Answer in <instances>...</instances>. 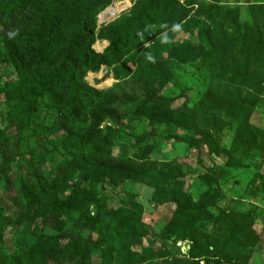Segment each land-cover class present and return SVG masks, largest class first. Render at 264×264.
I'll use <instances>...</instances> for the list:
<instances>
[{
	"label": "rangeland",
	"instance_id": "obj_1",
	"mask_svg": "<svg viewBox=\"0 0 264 264\" xmlns=\"http://www.w3.org/2000/svg\"><path fill=\"white\" fill-rule=\"evenodd\" d=\"M117 1L27 0L12 27L0 28V212L8 216L0 257L21 264H264V0H178L186 20L170 36L157 35L143 57L83 74L78 107H70L72 93L50 92L29 109L4 89L21 77L46 86L64 67L67 41L74 55L81 52L84 17L114 3L116 17L88 26L91 48L104 52L109 40L98 34L123 15L121 23L131 19L137 0ZM7 2L0 0V11ZM47 12L58 17L66 41L54 67L43 35ZM181 43L203 47L210 59L172 58ZM159 97L173 100L165 111L158 107L154 119L136 114ZM27 112L34 122H26ZM38 144L46 150L36 169L44 197L19 162ZM21 186L38 200L30 213L1 203L3 192L18 201ZM79 202L94 218L89 225L69 221L75 213L63 208L46 217L54 205ZM103 224L111 238L124 224L132 234L103 242ZM49 242L64 255L35 251Z\"/></svg>",
	"mask_w": 264,
	"mask_h": 264
},
{
	"label": "trees",
	"instance_id": "obj_2",
	"mask_svg": "<svg viewBox=\"0 0 264 264\" xmlns=\"http://www.w3.org/2000/svg\"><path fill=\"white\" fill-rule=\"evenodd\" d=\"M27 0H8V2L2 6L0 11V28H6L8 30L12 27L18 13L26 5ZM123 7L127 4L124 0L117 1ZM110 4H104L101 7L92 10L84 18L83 23L80 25L81 35L78 37V42L82 44L81 52L78 55H74V43L73 40L65 41L59 35L58 31V17L54 12H47L45 17L46 29L43 30V35L46 38V44L50 45L54 54L50 57L51 67H54L60 63V54L63 53L60 50V46H64L62 42H66L67 48L64 50V67L57 70L46 86L39 85V81L32 80L31 77H21L12 83L7 84L4 89L6 91H13L16 99L20 100L24 106H28L31 109L36 103L39 97H42L44 93H59L67 94L72 93L71 108L78 107L81 103L82 97H85L84 87L77 85L82 75L89 70H96L100 65H120L127 59H135L143 57L150 52L153 45L157 43L155 39L157 35L170 36L176 27L180 26L183 21L186 20L184 13V7L178 0H137L131 10L133 13L132 18L122 22V17L118 18L113 24L103 27L97 38H103L109 40V45L102 53H97L91 48L94 42V30L88 28L92 23L97 20V16ZM115 15L114 17H116ZM126 19V16L123 18ZM103 25L106 23H102ZM155 27V28H154ZM154 29V31L152 30ZM203 47L193 46L190 43H181L177 45V52L172 57L174 59L179 58L182 62L194 61L198 58L204 60L210 59L209 53L203 51ZM59 52V53H58ZM56 70V69H55ZM53 70V71H55ZM66 74V75H64ZM80 78V80H79ZM4 90V91H5ZM173 100L167 98H151L148 102L140 104L135 112L138 115H147L149 118H155L158 113V107H162L160 112L165 111ZM30 111V110H29ZM28 111V112H29ZM26 113V122L32 118L34 122L35 116ZM159 112V113H160ZM76 120V117H74ZM46 150L39 146L24 152V155L20 156L19 162L22 169L29 175L34 183L41 189V196H45V190L41 183L40 177L36 174V169L40 166L45 158ZM92 170V165H87L84 170L81 171V175L87 176ZM153 172H156L155 170ZM158 173V172H156ZM7 176L4 179V186L8 188ZM172 180V179H171ZM169 180V181H171ZM1 203L6 207L10 206L15 211H27L30 213L36 207L38 200L33 196L30 188L22 187L19 191V200L15 201L11 199L7 192H3L1 195ZM73 211L75 214H68L69 221L80 223L82 225H89L94 218L91 217L85 203H76L72 206L67 205H54L48 212V219L55 217L62 211ZM5 209L2 208L0 212V240L1 234L7 227L8 219L6 217ZM108 227L103 224V228L100 231L103 242L123 240L128 238L131 227L128 224H124L121 235L117 238H111L110 234H107ZM54 243L49 242L43 246L42 249L36 248L35 251H56L58 254L64 255L65 250L54 248ZM32 251V250H31ZM107 251V249L105 250ZM20 258L13 255L0 257V264H21Z\"/></svg>",
	"mask_w": 264,
	"mask_h": 264
},
{
	"label": "bare ground",
	"instance_id": "obj_3",
	"mask_svg": "<svg viewBox=\"0 0 264 264\" xmlns=\"http://www.w3.org/2000/svg\"><path fill=\"white\" fill-rule=\"evenodd\" d=\"M111 12H115L116 14L119 13V8L114 3L112 5H109L108 7H106L101 13L98 14L97 18H98L99 22L103 21V19ZM98 48H100V47H98Z\"/></svg>",
	"mask_w": 264,
	"mask_h": 264
},
{
	"label": "water",
	"instance_id": "obj_4",
	"mask_svg": "<svg viewBox=\"0 0 264 264\" xmlns=\"http://www.w3.org/2000/svg\"><path fill=\"white\" fill-rule=\"evenodd\" d=\"M115 15H117L115 12H111V13H109V14L103 19V21L106 23V22H108L110 19H112Z\"/></svg>",
	"mask_w": 264,
	"mask_h": 264
},
{
	"label": "built area",
	"instance_id": "obj_5",
	"mask_svg": "<svg viewBox=\"0 0 264 264\" xmlns=\"http://www.w3.org/2000/svg\"><path fill=\"white\" fill-rule=\"evenodd\" d=\"M182 244H183V243L180 242V241H177V242H176V245H177L178 247H180Z\"/></svg>",
	"mask_w": 264,
	"mask_h": 264
},
{
	"label": "clouds",
	"instance_id": "obj_6",
	"mask_svg": "<svg viewBox=\"0 0 264 264\" xmlns=\"http://www.w3.org/2000/svg\"><path fill=\"white\" fill-rule=\"evenodd\" d=\"M147 59H149V60H152V57H151V56H149V57H147Z\"/></svg>",
	"mask_w": 264,
	"mask_h": 264
}]
</instances>
